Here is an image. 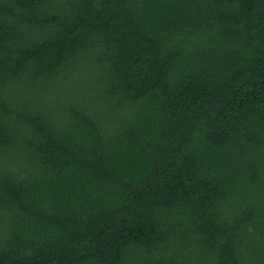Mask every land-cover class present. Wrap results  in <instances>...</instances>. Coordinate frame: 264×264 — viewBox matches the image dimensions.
Segmentation results:
<instances>
[{"label": "trees", "instance_id": "trees-1", "mask_svg": "<svg viewBox=\"0 0 264 264\" xmlns=\"http://www.w3.org/2000/svg\"><path fill=\"white\" fill-rule=\"evenodd\" d=\"M0 264H264V0H0Z\"/></svg>", "mask_w": 264, "mask_h": 264}]
</instances>
